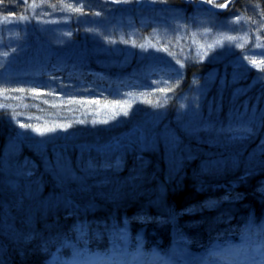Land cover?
I'll return each mask as SVG.
<instances>
[{"label": "trees", "instance_id": "trees-1", "mask_svg": "<svg viewBox=\"0 0 264 264\" xmlns=\"http://www.w3.org/2000/svg\"><path fill=\"white\" fill-rule=\"evenodd\" d=\"M146 1L63 0L71 38L87 42L89 59L79 69L42 68V80L15 74L0 85V101L11 103L0 105V264H46L54 250L66 256L101 250L128 259L136 253L152 258L158 250L166 257L161 264H184L182 255L197 264L211 260L203 241L251 236L264 244V64L245 68L247 80L263 78L261 86L236 97L233 84L220 91L216 83L185 110L193 81L216 66L225 69L223 62L203 60L185 48L177 76L130 72L149 56L144 39L159 44V12L175 7L185 19L197 12L220 18L243 12L262 21L264 39V0H206L215 8L227 3L222 11L190 0ZM11 3L3 12L22 13L23 4ZM125 3L149 15L136 31L124 23L130 65L98 63L104 52L84 33L92 24L79 17L88 20L99 9ZM255 103L263 109L259 122L229 127L228 115ZM244 126L248 137L239 148L231 149L227 138L220 146L207 139V129L221 127L225 137L226 129ZM5 159L16 168L30 165L32 174L20 185L7 183Z\"/></svg>", "mask_w": 264, "mask_h": 264}, {"label": "rangeland", "instance_id": "rangeland-1", "mask_svg": "<svg viewBox=\"0 0 264 264\" xmlns=\"http://www.w3.org/2000/svg\"><path fill=\"white\" fill-rule=\"evenodd\" d=\"M11 1L0 0V85L10 82L12 78H15V74L33 75L36 79L42 80L44 79L43 76H40L42 68L67 65L71 69H79L83 61L89 59L90 52L87 42L83 40L80 45L71 38L74 30L71 27V17L65 9L63 0H13L14 3L23 4L22 13L18 15L3 12L5 6L12 5ZM144 2L147 1L144 0ZM254 10L257 11L256 7ZM103 14H105L104 17ZM79 19L84 23L89 21V24H92L86 27L84 33L88 32L91 38L97 41L96 48H100L104 52L103 56H99L98 63L130 65L132 47L125 43L124 35L127 23L126 25L124 23L129 21L128 29L136 31L139 24L144 25L149 22V15L139 10L137 12L133 9L132 4L125 3L119 8L99 9L88 20L84 14L80 15ZM155 21V33L159 44L155 42V46H153L151 40L144 39L143 46L145 51L149 50V56L144 62L132 65L135 67L133 71H130L132 76L142 72L150 77L153 71L157 73L163 71L159 77L166 79L177 76L182 70L180 60L183 59L180 57L185 56L186 50L193 51V54L199 55L203 60L224 63L225 69L221 70L216 66L204 77L196 78L193 81V85L187 89L185 94L187 105L183 104L184 110L187 107H192L196 101L199 103L198 101L202 100V97L216 83L221 87L220 91L227 82L233 84L236 97L248 92L251 85H262L263 78L261 76L247 80L245 72L248 65L254 64L259 67L260 64H264L262 21L249 20L243 12H236L229 18L206 16L204 12H197L185 19L175 7L159 12ZM114 29L117 31L116 34ZM115 35L118 38H115ZM163 42H166L164 47L160 45ZM122 45H125L128 50L124 49ZM112 47L115 52L111 50ZM140 65L142 67H138ZM97 73L103 74L102 70ZM120 73L121 71L118 72V74ZM136 79L140 80L137 77ZM3 96L7 97L5 93ZM9 103L4 100L0 101L2 106H7ZM262 114L263 109L257 108L256 103L251 110H248L246 106L233 117L228 115L229 127H233L232 124L238 122L247 124L254 121L259 122ZM207 131L211 134L207 138L208 141L220 146L221 140L227 138L231 149L239 148L238 144L243 145L248 137V130L245 129V126L240 131L226 129L225 137L222 136L221 127L214 130L210 128ZM194 138L201 140L198 136ZM54 156L59 158L57 153ZM13 159L18 160V155ZM5 163L7 164L4 167L5 178L8 179L7 183L13 186L20 185L32 174L30 165L16 168L15 163L8 162L6 159ZM68 186L65 189L69 191L71 187L68 188ZM89 189L87 187V192ZM78 191L83 194L81 189ZM70 192L74 194L73 191ZM18 203V209L22 210L25 205L23 196H20ZM209 247L213 254H216V249H221L218 241L210 244ZM157 254L158 257L163 255L160 252ZM93 256L90 259H93ZM182 256V259L185 260L186 257ZM201 259L203 256H200L195 262ZM205 261L203 259V263L200 261L197 264H208L213 260ZM262 262L263 260H249V264H262ZM47 264H76V262L73 259L68 261L61 253L55 251L47 260ZM93 264L96 263L93 262ZM214 264L243 263H234L217 257L214 259Z\"/></svg>", "mask_w": 264, "mask_h": 264}, {"label": "bare ground", "instance_id": "bare-ground-1", "mask_svg": "<svg viewBox=\"0 0 264 264\" xmlns=\"http://www.w3.org/2000/svg\"><path fill=\"white\" fill-rule=\"evenodd\" d=\"M242 239L248 241L251 245L256 246V248L261 249V250L264 251V244H261L262 242L261 243L253 242L251 236L242 237ZM209 242H210V240L209 241H203L202 243L206 246Z\"/></svg>", "mask_w": 264, "mask_h": 264}, {"label": "water", "instance_id": "water-1", "mask_svg": "<svg viewBox=\"0 0 264 264\" xmlns=\"http://www.w3.org/2000/svg\"><path fill=\"white\" fill-rule=\"evenodd\" d=\"M190 1H191L192 3H194V5H195L196 7H198L200 1H202V2L205 3V4H206L211 10H214V11H222V10L225 9V7L227 6V3H226L223 7L215 8V7L210 6L206 0H200V1H198L197 3L194 2V0H190Z\"/></svg>", "mask_w": 264, "mask_h": 264}, {"label": "snow or ice", "instance_id": "snow-or-ice-1", "mask_svg": "<svg viewBox=\"0 0 264 264\" xmlns=\"http://www.w3.org/2000/svg\"><path fill=\"white\" fill-rule=\"evenodd\" d=\"M219 6H224V5H219ZM22 127H23V125H21ZM37 131H39V130H37Z\"/></svg>", "mask_w": 264, "mask_h": 264}]
</instances>
